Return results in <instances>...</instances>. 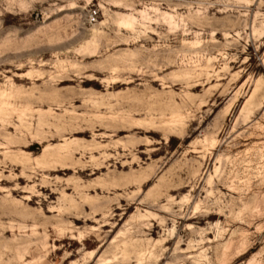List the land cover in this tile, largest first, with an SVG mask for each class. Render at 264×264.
Wrapping results in <instances>:
<instances>
[{
    "label": "rangeland",
    "instance_id": "374dc122",
    "mask_svg": "<svg viewBox=\"0 0 264 264\" xmlns=\"http://www.w3.org/2000/svg\"><path fill=\"white\" fill-rule=\"evenodd\" d=\"M0 223V264H264V0H0Z\"/></svg>",
    "mask_w": 264,
    "mask_h": 264
},
{
    "label": "bare ground",
    "instance_id": "6f19581e",
    "mask_svg": "<svg viewBox=\"0 0 264 264\" xmlns=\"http://www.w3.org/2000/svg\"><path fill=\"white\" fill-rule=\"evenodd\" d=\"M89 82H94V80H89V81H86V82H83V84H89ZM91 84H94V83H91ZM114 84V83H113ZM115 84H117V83H115ZM130 98V97H129ZM124 100V99H123ZM123 100L122 101H120L119 102V105L120 106H123V105H125V104H131V102L132 101H126V102H123ZM130 102V103H129ZM40 104H48L49 103V100H44V101H41V102H39ZM83 107L86 109V105L85 104H83ZM99 107H97V106H94L93 107V109H98ZM59 120V119H58ZM72 121H74V118H72L71 119ZM111 120H113V119H111ZM115 121V120H114ZM71 123V122H70ZM135 123V122H134ZM133 122H128L127 124L126 123H119V122H116V123H112L111 121H109V122H106L105 123V125H106V127L107 128H109L110 130H115V129H117V128H121V127H126L128 124H134ZM104 124V123H103ZM136 125H137V123H135ZM46 126H48V124L46 123V122H44V120H41L39 123H38V126H37V128H36V133H37V135L39 136V139H41V140H46V139H48V138H46L44 135H43V133H44V127H46ZM52 126H54L55 127V125L53 124ZM55 132H54V135L55 136H61L64 132H65V129L64 128H58V127H55ZM113 132V131H112ZM73 146V147H72ZM78 146H80V144L79 143H75V144H73V145H69V144H67V145H65V146H63V147H60L59 149H57V150H55V151H50V150H48V149H44L43 150V152H42V155H41V158H43L44 160H47V161H49V159H51V157H55V156H57V154H62V152H64L65 150H73V149H75V148H78ZM70 147V148H69ZM24 156V155H23ZM58 157V156H57ZM59 158V160L58 161H60V163H62V160L63 159H61L60 157H58ZM61 159V160H60ZM58 161H57V163H58ZM47 166H49V167H52L49 163H45ZM24 181V179L23 178H19L18 179V181ZM15 191V190H14ZM51 198V197H50ZM49 198V199H50ZM25 201H27V202H29V203H32V199H29V198H27V199H25ZM18 208V207H17ZM26 210V209H25ZM28 212V211H27ZM26 212V213H27ZM3 213V212H2ZM16 214H20L19 212L18 213H16ZM15 214V215H16ZM22 214H23V212H22ZM17 216V215H16ZM24 216H25V214H24ZM24 216H22L21 218L23 219V217ZM13 217H15V216H13ZM18 217V216H17ZM16 217V218H17ZM20 217V216H19ZM19 217H18V219H19ZM27 217V216H26ZM20 218V219H21ZM25 219V218H24ZM23 219V220H24ZM4 220V219H3ZM15 220V219H14ZM22 220V221H23ZM1 224V223H0ZM11 227V226H10ZM7 229H8V227H7ZM1 232V231H0Z\"/></svg>",
    "mask_w": 264,
    "mask_h": 264
},
{
    "label": "built area",
    "instance_id": "2783aa9c",
    "mask_svg": "<svg viewBox=\"0 0 264 264\" xmlns=\"http://www.w3.org/2000/svg\"><path fill=\"white\" fill-rule=\"evenodd\" d=\"M95 16H96V13H91V14H89V18L92 20V21H94V19H95Z\"/></svg>",
    "mask_w": 264,
    "mask_h": 264
}]
</instances>
